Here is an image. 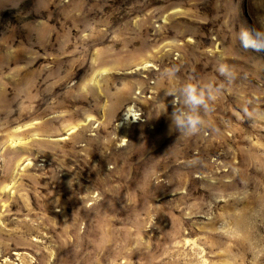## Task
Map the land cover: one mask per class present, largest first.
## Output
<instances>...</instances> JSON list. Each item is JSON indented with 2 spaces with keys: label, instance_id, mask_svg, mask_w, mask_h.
Segmentation results:
<instances>
[{
  "label": "rangeland",
  "instance_id": "obj_1",
  "mask_svg": "<svg viewBox=\"0 0 264 264\" xmlns=\"http://www.w3.org/2000/svg\"><path fill=\"white\" fill-rule=\"evenodd\" d=\"M258 23L264 0H0V264H264ZM187 82L213 96L193 135Z\"/></svg>",
  "mask_w": 264,
  "mask_h": 264
},
{
  "label": "clouds",
  "instance_id": "obj_2",
  "mask_svg": "<svg viewBox=\"0 0 264 264\" xmlns=\"http://www.w3.org/2000/svg\"><path fill=\"white\" fill-rule=\"evenodd\" d=\"M240 46L244 49H251L257 52H264V23H258L256 27L241 28L237 33ZM216 71L226 80L232 77L231 69L226 64H219ZM171 74L175 73V69H169ZM222 92V88L216 89ZM168 95L174 97L173 104H181L182 107H176L171 113V122L178 130H182L183 135H193L198 132L202 124L200 110L209 108V102L213 96L206 93L197 84L187 82L179 89V95L169 91ZM165 110V106H164Z\"/></svg>",
  "mask_w": 264,
  "mask_h": 264
},
{
  "label": "bare ground",
  "instance_id": "obj_3",
  "mask_svg": "<svg viewBox=\"0 0 264 264\" xmlns=\"http://www.w3.org/2000/svg\"><path fill=\"white\" fill-rule=\"evenodd\" d=\"M84 264V263H83Z\"/></svg>",
  "mask_w": 264,
  "mask_h": 264
}]
</instances>
